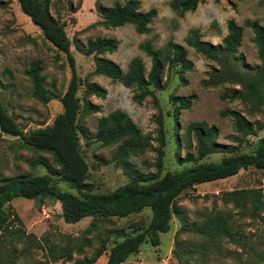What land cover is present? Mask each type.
<instances>
[{"label":"rangeland","instance_id":"obj_1","mask_svg":"<svg viewBox=\"0 0 264 264\" xmlns=\"http://www.w3.org/2000/svg\"><path fill=\"white\" fill-rule=\"evenodd\" d=\"M126 1L47 2L50 14L65 24L80 77L78 134L80 152L89 165L84 181L86 191H111L126 183L135 172L149 181L165 171H177L197 161H217L230 153L251 152L264 135V104L255 110L248 101L222 98V93L240 89L233 83L201 87L200 82L208 78L218 63L196 53L186 44L185 37L191 28H197L202 40L219 45L227 33V20L234 19L243 27L241 45L235 54L238 69L252 73L260 66V60L246 21L257 19L264 26V0H206L198 4L195 11L183 16L170 8V0H138L142 11L152 7L157 9L147 33L136 32L132 24L105 27L100 23L99 6ZM97 37L118 39L116 51L105 52L102 56L116 62L123 72L135 56L142 59L146 72L149 70L150 57L139 48L140 43L148 40L155 48H163L168 41L182 44L193 67L183 74V78L178 66L165 70L164 87L153 88L151 95L137 103L133 99L134 86L126 87L96 73L95 56L82 53L87 42ZM35 59L41 60L44 85L54 94L48 102L33 95L32 83L24 72ZM70 76L66 55L45 40L40 29L21 11L17 0H0V102L24 131L50 125L62 112L60 97ZM93 82L104 87L107 93L105 97H88L90 102L100 106V111L87 113L83 94L85 86ZM191 93L197 95L196 100L188 109H181L176 117L177 103L172 97ZM227 108L240 113L239 124L234 126L230 116L221 114ZM117 109L131 117L148 142L142 152L127 155L130 172L117 162L115 153L119 142L104 144L95 139L99 118ZM198 121L216 126L218 133L214 147L198 145L195 132L190 129V123ZM58 170L59 165L52 154L26 146L19 137L0 129V182L15 175L51 173L61 189L77 193L67 182L58 179ZM258 187L264 191V171L249 167L231 177L187 189L174 201L170 229L160 233V244L153 246L143 242L139 252L129 255L122 264H254L256 252H264V210L259 215H252L250 202L243 211L232 201H225L223 193ZM9 205L19 218L13 219L8 229L0 232V264H76L92 257L97 250L101 255L93 264H105L110 247L123 237L143 230L151 216L150 209L144 208L125 217L86 216L76 223H67L61 217L59 201L50 197H17ZM218 213L226 215L231 232H237L239 240L247 246L223 236L212 237L196 231ZM248 244L252 245L251 249ZM64 247H69V257L55 260L53 255ZM256 264H264V259Z\"/></svg>","mask_w":264,"mask_h":264},{"label":"trees","instance_id":"obj_2","mask_svg":"<svg viewBox=\"0 0 264 264\" xmlns=\"http://www.w3.org/2000/svg\"><path fill=\"white\" fill-rule=\"evenodd\" d=\"M206 0H170V8L183 16L186 12L196 10L198 4ZM21 11L29 16L45 40L51 43L59 52L66 55L70 66L71 76L65 92L60 97L63 110L58 113L50 125L24 131L9 115L0 102V129L2 132L17 136L22 143L33 149L45 151L53 155L59 165L58 179L67 182L77 193L61 189L51 173L41 175H15L5 178L0 182V232L8 229L13 219L19 217L10 209L9 202L17 197L34 199L50 197L60 203L61 217L67 223H76L83 217L109 218L112 216L125 217L149 208L151 212L147 226L132 235H127L122 240L115 242L109 249L105 264H122L129 255L138 253L143 242L153 246L160 244V233L169 231L175 199L189 188L198 184L225 179L236 175L241 169L254 167L264 171V135L261 136L251 152H235L223 155L217 161H197L177 171H165L160 177L149 181L142 179L136 172L130 174L131 178L124 184L107 192H89L85 188L89 165L79 149L78 116L81 108V99L77 95L80 77L77 74L75 59L71 53V41L65 31V24L55 19L47 7L48 0H17ZM100 23L105 27H120L132 24L138 33H147L149 24L157 15L155 7L147 11L140 10L138 0H127L124 4L116 3L113 6H99ZM246 25L253 33V41L257 49L260 66L252 73L241 72L237 66L235 54L241 45L243 27L234 19L227 20V33L222 38L221 44L213 45L201 38L199 29L191 28L185 42L196 53L207 59L214 60L218 67H213L208 78L200 82L203 88L216 87L224 83H233L240 89L233 88L230 93H222V98L232 101L239 98L248 101L258 110L264 104V26L257 19L247 20ZM118 39L114 37H97L89 40L82 49L86 55L95 56V72L121 82L124 86H134L136 93L133 99L141 103L145 97L151 95L154 89H162L163 73L165 70L178 66V72L183 74L193 67V62L187 57L185 47L173 41H168L163 48H155L148 40L139 44V48L150 57V68L146 72L142 59L135 56L130 61L126 72L120 66L102 54L116 51ZM43 65L40 59L30 62L25 69V74L32 83L33 95L42 102H48L54 94L44 85ZM184 81V79H183ZM152 87V88H151ZM107 90L98 83H88L83 94L84 110L87 113L100 111V106L88 100L90 96L105 97ZM197 95H176L172 97L177 103L174 115L177 117L181 109H188ZM223 116H230L235 124L242 118L240 113L229 108L221 112ZM160 132L162 123L160 122ZM190 129L195 132L197 143L201 147L215 146L217 128L208 126L204 121L190 123ZM95 139L104 144L119 142L115 153L119 162L128 172L126 157L130 152H142L148 145L146 137L133 122L130 116L122 110H115L106 116H101ZM161 145L164 142L161 141ZM163 152L160 151L162 156ZM188 158L191 155L188 154ZM159 162L161 160L159 159ZM225 201H232L243 211L247 210L246 204L250 202L252 215H259L264 210V191L258 188H242L223 193ZM200 234L212 237L223 236L234 243L247 246L239 240L237 232H231V227L226 215L221 213L210 218L209 222L197 227ZM249 249L252 248L248 244ZM50 246V252H52ZM69 247L61 248L53 255L59 259L69 257ZM101 255L95 251L90 258L77 261L76 264H93ZM252 263L256 264L264 259V252H256Z\"/></svg>","mask_w":264,"mask_h":264}]
</instances>
